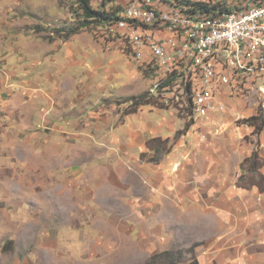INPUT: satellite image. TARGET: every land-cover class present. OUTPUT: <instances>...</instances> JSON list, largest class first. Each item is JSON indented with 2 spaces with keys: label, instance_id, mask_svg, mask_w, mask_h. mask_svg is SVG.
<instances>
[{
  "label": "rangeland",
  "instance_id": "374dc122",
  "mask_svg": "<svg viewBox=\"0 0 264 264\" xmlns=\"http://www.w3.org/2000/svg\"><path fill=\"white\" fill-rule=\"evenodd\" d=\"M76 11L0 0V264H192L174 206L214 167L264 190L244 163L264 161V128L246 123L264 115V92L230 89L220 112L184 118L149 100L125 42L102 41L96 25L72 34Z\"/></svg>",
  "mask_w": 264,
  "mask_h": 264
},
{
  "label": "built area",
  "instance_id": "2783aa9c",
  "mask_svg": "<svg viewBox=\"0 0 264 264\" xmlns=\"http://www.w3.org/2000/svg\"><path fill=\"white\" fill-rule=\"evenodd\" d=\"M243 3V2H242ZM242 3L232 19L223 22L183 25L182 22H170V15L176 10L157 9L148 0H136L135 7L129 9L130 20L125 26L148 28L158 31L154 23V15H162V24L193 26L194 33H199L196 49H189V41L183 40L182 34L163 35L168 51V61H179L180 54H174V47L187 48L195 54V59L205 49L211 48L216 35H238L244 44V53H239L246 66H143L148 79V97L161 107L173 109L187 119L205 118L223 110V93L231 89V93L246 95L256 87L264 92V62L260 66H249L248 57L258 58V52H264V3L256 6L249 15H242ZM142 46H149L156 55L154 43L137 41ZM222 51L228 56L229 50Z\"/></svg>",
  "mask_w": 264,
  "mask_h": 264
},
{
  "label": "crops",
  "instance_id": "0c3cea01",
  "mask_svg": "<svg viewBox=\"0 0 264 264\" xmlns=\"http://www.w3.org/2000/svg\"><path fill=\"white\" fill-rule=\"evenodd\" d=\"M256 172L264 178V161ZM233 175L216 167L200 174L174 206L183 218L176 231L186 247L195 245L196 264H264V190L239 187Z\"/></svg>",
  "mask_w": 264,
  "mask_h": 264
},
{
  "label": "bare ground",
  "instance_id": "6f19581e",
  "mask_svg": "<svg viewBox=\"0 0 264 264\" xmlns=\"http://www.w3.org/2000/svg\"><path fill=\"white\" fill-rule=\"evenodd\" d=\"M122 1V0H121ZM136 0H124L120 19L99 26L101 31V40H121L127 44L134 58L143 66H211L221 64V66H246V62L239 53H244V44L240 41L238 35H216L215 41L211 42V48L205 49L204 52L195 59L193 52H188L187 48L174 47V54H180L179 61H168V51L165 44V36L183 33V40L189 41V49H196V42H199V33H194L193 26L162 24V15H154V23L158 25V31L148 28H133L129 30L126 25L130 20L129 9L135 7ZM151 5L157 9L176 10L174 15H170V22H182L183 25H191L223 22L232 19L239 10V3H242V15H249L256 6H262L264 0H205L207 6L217 5L208 13L201 11L196 7L199 0H148ZM110 3V2H109ZM211 9V8H210ZM205 10V9H204ZM118 18V17H117ZM137 41H146L154 43L156 55L149 46H142ZM229 50L228 56H222V51ZM264 62V52H258V58L248 57L249 66H260V61Z\"/></svg>",
  "mask_w": 264,
  "mask_h": 264
},
{
  "label": "trees",
  "instance_id": "16d2710c",
  "mask_svg": "<svg viewBox=\"0 0 264 264\" xmlns=\"http://www.w3.org/2000/svg\"><path fill=\"white\" fill-rule=\"evenodd\" d=\"M75 2L77 6V11L75 12L77 14L75 15V19L78 18L79 23L76 25V28L72 29L73 31L72 34L77 33V31H79L82 28H85L86 26H90V25H96L97 27L104 26L105 24H109L110 22L120 19L121 11L119 9L105 10V5L103 2L98 6L97 9L94 8L92 5L93 0H75ZM195 5L199 9L202 8L201 11L203 12L205 11V13L212 11L213 8L217 9V7H219L218 4L212 7L207 6L205 4V0H199ZM147 97H148V93H147ZM149 100L153 102L151 98H149ZM146 103L148 102L144 101V96L140 98H132L131 105L134 108H132L131 113H135L139 106L145 105ZM261 114L258 116L256 115L252 116L246 120L247 125L255 128L256 133H260L264 127V115H262L261 117ZM255 159H256V154L255 152H253L250 158L244 160V162H248V161L251 162L248 169L251 170L252 172H255L261 166V163H258L256 161L257 159L256 160ZM260 179H264V178L260 177ZM169 254L170 252H163L160 255L162 256ZM192 264H196L195 260H193Z\"/></svg>",
  "mask_w": 264,
  "mask_h": 264
}]
</instances>
